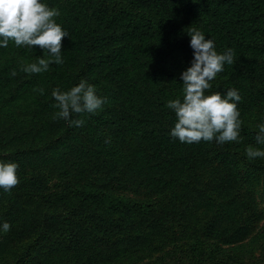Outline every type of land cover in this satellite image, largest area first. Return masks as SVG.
I'll use <instances>...</instances> for the list:
<instances>
[{
	"label": "trees",
	"instance_id": "16d2710c",
	"mask_svg": "<svg viewBox=\"0 0 264 264\" xmlns=\"http://www.w3.org/2000/svg\"><path fill=\"white\" fill-rule=\"evenodd\" d=\"M41 2L69 34L64 63L29 74L42 49L0 47V161L19 165L18 185L0 188V264H133L167 249L171 264H257L240 246L264 218V158L246 156L264 150V0ZM190 27L235 52L205 94L238 90V141L170 135ZM81 80L107 102L58 118L53 90Z\"/></svg>",
	"mask_w": 264,
	"mask_h": 264
},
{
	"label": "clouds",
	"instance_id": "9594fccd",
	"mask_svg": "<svg viewBox=\"0 0 264 264\" xmlns=\"http://www.w3.org/2000/svg\"><path fill=\"white\" fill-rule=\"evenodd\" d=\"M59 16L58 9L49 7L41 0H0V47L7 48L11 41L16 47L38 46L42 49L44 57H38L33 63H22L21 70L29 74L46 72L51 64H63V40L69 34L56 22ZM187 35L194 59L191 67L181 75L182 98L177 97L167 103L177 117L170 135L189 144L214 139L220 144L238 141L241 128L238 110L241 96L238 90L231 88L223 94H205L211 88L210 82L224 70V65L234 63L235 52L227 49L218 54L214 41L206 39L203 32L195 27L188 28ZM16 74L15 70L11 72L12 76ZM52 96L56 101L54 107L59 109L56 116L65 120L72 113H95L107 102V98L99 97L95 87L86 80H81L68 91L56 88ZM71 123L82 127L84 120L77 119ZM257 127L256 143L264 145V123ZM246 156L250 160L264 158V150L249 145ZM18 167L17 163L0 161V188L10 191L18 185ZM10 227L7 222L2 225L4 232L9 231Z\"/></svg>",
	"mask_w": 264,
	"mask_h": 264
},
{
	"label": "rangeland",
	"instance_id": "374dc122",
	"mask_svg": "<svg viewBox=\"0 0 264 264\" xmlns=\"http://www.w3.org/2000/svg\"><path fill=\"white\" fill-rule=\"evenodd\" d=\"M263 207V204H260L261 211H263ZM240 248L249 261L253 260L257 264H264V218L257 232ZM133 264H171L170 252L167 249L159 255H140V258L135 259Z\"/></svg>",
	"mask_w": 264,
	"mask_h": 264
}]
</instances>
